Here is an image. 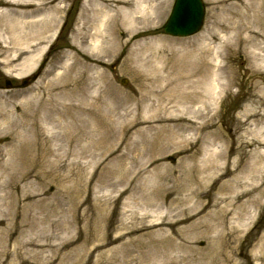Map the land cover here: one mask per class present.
I'll use <instances>...</instances> for the list:
<instances>
[{"label": "rangeland", "instance_id": "rangeland-1", "mask_svg": "<svg viewBox=\"0 0 264 264\" xmlns=\"http://www.w3.org/2000/svg\"><path fill=\"white\" fill-rule=\"evenodd\" d=\"M173 1L138 30L177 52L206 39L198 62L183 59L200 70L182 113H108V101L97 103L94 70L128 107L146 94L150 68L126 60L140 38L93 58L85 95L45 112L44 71L72 52L85 0L49 3L62 11L28 73L0 56V264H264V41L235 30L259 28L264 0H203V25L184 38L162 30Z\"/></svg>", "mask_w": 264, "mask_h": 264}, {"label": "bare ground", "instance_id": "bare-ground-1", "mask_svg": "<svg viewBox=\"0 0 264 264\" xmlns=\"http://www.w3.org/2000/svg\"><path fill=\"white\" fill-rule=\"evenodd\" d=\"M44 1L34 3V0H0V18L4 22L0 32L2 63L9 66L17 62H20L19 65L24 64L21 65L22 74L33 68L37 60V55L31 56L33 51L39 54L42 52L43 45L54 32L58 15L62 11L58 5L49 6L52 0ZM167 2L168 0H85L68 46L72 52L59 65L57 59L49 61L48 68L44 71L46 76H50L39 95L45 101H41L45 112L60 113L58 104L61 106L63 99L66 98L67 101L84 96L85 83L90 78L88 73L92 70L91 63H98L101 57L108 56L118 47L124 48L139 38L143 40L126 60L150 68L146 94L134 97L133 106L128 107L124 102L127 99L120 101L116 88L103 82L102 72L93 69L96 90H100L97 103L108 101L111 104L107 107L108 113H173L177 109L176 105H181L180 113L185 111L187 106L182 102L187 103L192 99L191 95L196 94L195 77L198 76L200 68L194 66L189 69L193 67L192 63L183 59L193 60L195 55H204L210 48L204 39L196 49L192 46L191 49L188 47L189 49L177 52L163 37H152L154 33L150 29L138 30L139 25L147 27L159 20ZM256 21L260 22L258 19ZM235 30L239 35L245 32L242 39L245 43L255 45L254 38L264 41V22L259 28L244 25ZM95 57L98 61L93 59ZM195 59L194 62L199 61L198 57ZM173 62L177 65L170 66ZM26 63H30V66H25ZM147 101L149 103L145 105ZM142 125L148 126L145 129L151 127L142 118L135 119L134 126ZM242 196H238L237 200ZM222 201L223 199L212 200L204 206L215 207ZM250 203L255 208L257 200ZM225 212L223 210L216 214L214 228L225 224ZM191 217L193 215L184 216L180 221H187ZM210 230L212 227H209L208 231Z\"/></svg>", "mask_w": 264, "mask_h": 264}, {"label": "water", "instance_id": "water-1", "mask_svg": "<svg viewBox=\"0 0 264 264\" xmlns=\"http://www.w3.org/2000/svg\"><path fill=\"white\" fill-rule=\"evenodd\" d=\"M204 15L202 0H174L171 13L163 25L166 34L176 37H186L196 33L201 25ZM23 85L27 84L24 80ZM7 87L9 81L5 82Z\"/></svg>", "mask_w": 264, "mask_h": 264}]
</instances>
